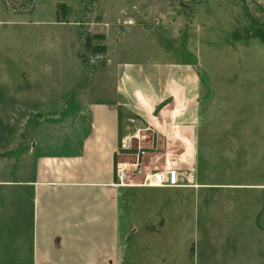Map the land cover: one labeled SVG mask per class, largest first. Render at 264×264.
Listing matches in <instances>:
<instances>
[{"label": "rangeland", "instance_id": "rangeland-1", "mask_svg": "<svg viewBox=\"0 0 264 264\" xmlns=\"http://www.w3.org/2000/svg\"><path fill=\"white\" fill-rule=\"evenodd\" d=\"M120 27L127 34L123 45L128 57L135 58L148 44L143 30L148 28L157 49L171 48L179 66L194 72L190 71L202 86V96L194 106L199 117L195 163L180 171L189 182L173 189L139 190L147 198L142 201L145 208L139 204L141 227L131 228L120 243L118 264H264V226L257 215L264 202V83L250 81L255 75L243 49L252 33L264 35V0H0V98L49 95L21 87L22 74L36 63L44 76L65 79L76 78L83 66L87 79L105 51H87L86 37ZM91 44L99 46L101 39ZM50 95L57 97L53 90ZM54 118L68 122L67 115ZM0 119V157L8 148L3 146L7 137L14 156L12 170L18 172L23 151L19 129L28 120ZM125 139L131 143L134 136ZM118 150L116 157L125 160L116 164L128 165L127 178L117 183L115 165L114 185L146 187L129 183L141 164L139 158L135 162L140 149L133 154L130 145L117 155ZM148 207L151 211L144 212ZM4 210L0 197V225ZM154 210L155 220L145 225L144 216ZM11 220L14 224L26 218ZM13 240V246L20 247L21 240ZM2 242L0 250L6 246Z\"/></svg>", "mask_w": 264, "mask_h": 264}, {"label": "crops", "instance_id": "crops-1", "mask_svg": "<svg viewBox=\"0 0 264 264\" xmlns=\"http://www.w3.org/2000/svg\"><path fill=\"white\" fill-rule=\"evenodd\" d=\"M140 18L144 16L136 20ZM121 28L102 30L103 59L91 66L87 79L83 66L76 78L65 79L44 76L36 63L22 74L21 87L49 95L0 98L5 123L17 116L28 120L20 126L23 135L16 145L23 150L19 171L12 170L14 156L7 137L3 146L8 148L0 157L5 207L0 245L2 240L6 245L0 250V264H118L120 243L138 226L139 204L146 203L139 190L173 189L114 185V166L125 160L115 152L125 137H135L130 143L133 154L144 151L138 173L130 177L132 185L167 165L179 171L193 168L199 122L194 106L202 96L199 80L189 68L179 66L171 48L157 49L148 28H143L148 44L135 58L128 57L123 45L127 34ZM248 44L243 47L245 61L255 75L250 81L264 83V43L252 38ZM60 115H67L68 122L54 118ZM263 203L257 214L262 227ZM148 211L151 208L144 210ZM154 213L153 218L144 216L145 225L155 220ZM17 216L26 221L12 224ZM13 239L21 240L20 247L13 246Z\"/></svg>", "mask_w": 264, "mask_h": 264}, {"label": "built area", "instance_id": "built-area-1", "mask_svg": "<svg viewBox=\"0 0 264 264\" xmlns=\"http://www.w3.org/2000/svg\"><path fill=\"white\" fill-rule=\"evenodd\" d=\"M128 147H130V143H128V139L125 138L121 139L118 146L119 150L117 152V155H119L121 152H124L125 150H128ZM143 154L144 152L140 151L139 154L137 155L138 157L135 160V162H138V158H140V155ZM134 163L131 165L130 168L132 170V173L136 171V167H137V163L135 164ZM126 167H128L127 164L124 165L121 164L120 162L116 164L115 180L119 185L123 182V180H126L127 178L124 169ZM188 182L189 180H185L183 177L180 176V171L178 169H175L174 167L167 165L164 169L154 171L151 175L146 176L142 184L150 188H175V187L185 186L186 183Z\"/></svg>", "mask_w": 264, "mask_h": 264}, {"label": "trees", "instance_id": "trees-1", "mask_svg": "<svg viewBox=\"0 0 264 264\" xmlns=\"http://www.w3.org/2000/svg\"><path fill=\"white\" fill-rule=\"evenodd\" d=\"M252 38H258L260 41L264 42V35L259 34V33H252V35H250ZM94 39H102V36L100 35H93V36H87L84 46L86 48L87 51H90L92 54H97V53H102L105 51L104 47L101 46H94L91 44V41Z\"/></svg>", "mask_w": 264, "mask_h": 264}, {"label": "water", "instance_id": "water-1", "mask_svg": "<svg viewBox=\"0 0 264 264\" xmlns=\"http://www.w3.org/2000/svg\"><path fill=\"white\" fill-rule=\"evenodd\" d=\"M247 5H248V8H249V11L252 13V9H251V7H250L249 2H247ZM252 15H254V14L252 13ZM254 16H257V15H254ZM257 17H258V16H257Z\"/></svg>", "mask_w": 264, "mask_h": 264}]
</instances>
